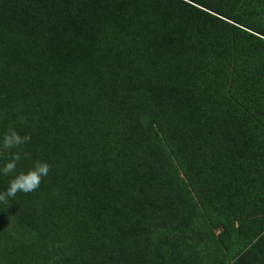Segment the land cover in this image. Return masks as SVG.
I'll return each mask as SVG.
<instances>
[{"label":"trees","instance_id":"1","mask_svg":"<svg viewBox=\"0 0 264 264\" xmlns=\"http://www.w3.org/2000/svg\"><path fill=\"white\" fill-rule=\"evenodd\" d=\"M10 129L0 264H264V0H0Z\"/></svg>","mask_w":264,"mask_h":264},{"label":"clouds","instance_id":"2","mask_svg":"<svg viewBox=\"0 0 264 264\" xmlns=\"http://www.w3.org/2000/svg\"><path fill=\"white\" fill-rule=\"evenodd\" d=\"M29 140L30 136H21L15 129L8 130L0 138V150L17 149L12 151L10 158L0 166V175L10 176L8 186L0 191V203L14 199L18 192L27 194L35 191L50 171V165L39 160L34 161L29 168H19V162L24 154L18 149Z\"/></svg>","mask_w":264,"mask_h":264}]
</instances>
